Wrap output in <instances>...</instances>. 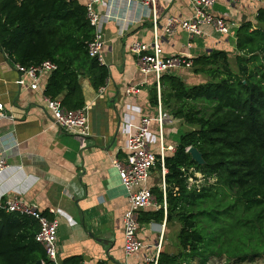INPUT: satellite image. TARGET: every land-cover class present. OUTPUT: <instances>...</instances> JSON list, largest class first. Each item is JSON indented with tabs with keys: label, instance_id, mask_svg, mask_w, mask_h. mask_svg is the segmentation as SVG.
<instances>
[{
	"label": "trees",
	"instance_id": "1",
	"mask_svg": "<svg viewBox=\"0 0 264 264\" xmlns=\"http://www.w3.org/2000/svg\"><path fill=\"white\" fill-rule=\"evenodd\" d=\"M255 22L239 26L233 57L219 49L192 59L188 71L201 82L159 79L161 109L193 128L179 135L173 154H164L166 223L178 228L166 240L172 250L160 251L156 264L264 257V7ZM92 38L79 0H0V52L22 66L55 64L43 94L70 110L84 106L82 80L96 91L108 79L106 67L88 56ZM149 103L157 105L155 88ZM190 147L203 165L191 160ZM193 172L214 182L189 183ZM151 193L161 204L159 188ZM142 215L140 224L159 222L163 211ZM37 231L33 219L0 209V264H50L34 240Z\"/></svg>",
	"mask_w": 264,
	"mask_h": 264
},
{
	"label": "crops",
	"instance_id": "2",
	"mask_svg": "<svg viewBox=\"0 0 264 264\" xmlns=\"http://www.w3.org/2000/svg\"><path fill=\"white\" fill-rule=\"evenodd\" d=\"M79 2L84 4L86 0ZM96 7L102 13H109L103 26L102 50L108 79L100 96L88 80L81 81L84 105L88 107V137L64 134L46 110L42 92L20 90L14 83L18 73L13 63L0 52V102L6 114L13 116L12 121L0 120V150L8 164L0 174V203L16 196L35 204L49 219L57 220L60 264L66 261L69 262L65 264H142L145 258L155 256L157 248L159 252L172 250L166 244L170 226L166 223V204L163 209L165 196L161 204L156 201L155 208L140 212L141 219H145L144 213L162 209L163 218L140 224L138 236L147 247L138 256L125 260L121 218L127 208V192L110 161L124 153L138 119L157 114L158 97L155 108L149 103L150 90H157L152 78L139 95H125L126 87L142 82L128 46L134 40L150 42L153 26L148 10L139 1L106 0ZM166 7L163 9L160 0H156L155 30L160 37L168 16L185 19L192 13L190 0H166ZM259 8L250 0H238L234 4L215 0L210 13L228 23L230 34L218 41L207 32L208 35L194 38L190 48H186L187 36L178 31L171 38L160 39L164 54L193 59L222 49L233 57L236 31L245 22L255 27ZM176 75L192 84L201 82L200 76L185 69ZM47 79L48 75L42 85L46 86ZM161 111L164 112L163 145L169 155L175 151L176 135L184 132L182 128L186 125L167 111ZM149 144L150 150L157 154L155 123L150 127ZM165 173L161 166L160 170L154 166L148 178L149 188L158 187L162 193ZM173 229L175 232V225Z\"/></svg>",
	"mask_w": 264,
	"mask_h": 264
},
{
	"label": "built area",
	"instance_id": "3",
	"mask_svg": "<svg viewBox=\"0 0 264 264\" xmlns=\"http://www.w3.org/2000/svg\"><path fill=\"white\" fill-rule=\"evenodd\" d=\"M106 0H86L84 3L86 20L93 29V38L87 44V53L90 58L104 66L102 50L104 46L103 26L109 18V13H102L96 4ZM140 3L141 7L148 10L153 26V37L150 42L140 40L132 41L128 46L129 53L134 57L135 66L142 76V82L125 89L126 96L139 95L141 90L149 85L148 79L152 78L158 97V110L154 117L141 116L136 127L127 139L123 154H118L111 159L110 165L116 171L119 182L127 192V208L124 211L122 222L123 254L125 260L138 256L147 246L140 240L139 217L140 212L147 208H155L156 200L148 186L150 172L156 162L160 163L162 172L164 154L168 148L163 145V117L159 101V79L163 75H176L181 69L189 70L192 67V58L186 56H165L160 39L171 38L178 31L187 36L186 48H190L194 38L212 35L219 41L230 34L228 23L210 13L215 0H190L192 13L185 19L168 16L161 30V37L156 32L155 4L156 0H130ZM234 4L238 0H228ZM259 7H264V0H250ZM163 9H166V0H160ZM150 7V8H148ZM13 68L18 73L14 82L20 90L41 91L45 108L50 113L53 123L64 133L71 136L88 137V107L70 110L61 104L58 98H50L43 94L45 89L43 79L54 72L57 67L50 61H43L38 65L22 66L14 64ZM47 81V80H46ZM6 84V82H4ZM46 85V83H45ZM105 86L96 90L97 96L102 95ZM0 120H13L12 115L6 114L4 105L0 102ZM156 124L158 131L159 151L153 153L149 147V134L152 124ZM1 141V139H0ZM188 148L186 149L187 152ZM8 168V164L0 150V174ZM189 183H192L189 180ZM164 195V188H162ZM165 202L163 201V209ZM0 209L8 214H17L33 219L38 226L34 240L38 243L50 264H60L57 257V227L56 219H49L42 214L35 204L27 203L16 196L7 198L0 203ZM159 249L153 258H145L142 264H156ZM43 264V263H41Z\"/></svg>",
	"mask_w": 264,
	"mask_h": 264
},
{
	"label": "rangeland",
	"instance_id": "4",
	"mask_svg": "<svg viewBox=\"0 0 264 264\" xmlns=\"http://www.w3.org/2000/svg\"><path fill=\"white\" fill-rule=\"evenodd\" d=\"M192 128L193 127H189L187 125L185 127H183L182 129H183L184 132L178 133L176 135V139H178L180 134L188 132V131H191ZM193 174H194V172H193ZM192 177L194 179L191 180V181L195 185L204 184L203 186H207V184H212L214 182V180H207V183H205L206 181L204 179H202L200 174H194V176H192ZM194 181H196V182H194ZM173 226L174 225L170 226V231H169L170 234H169V238H168L169 241H171V240H173L175 238V235H176V232H177V229H176L175 232H174V229L172 230ZM175 226H176V228H178L177 225H175ZM171 234H172V236H170ZM192 264H196V263H192ZM208 264H264V257L260 256V257L247 258L243 262H236L235 260L226 262L225 258L221 257V258L211 259Z\"/></svg>",
	"mask_w": 264,
	"mask_h": 264
},
{
	"label": "water",
	"instance_id": "5",
	"mask_svg": "<svg viewBox=\"0 0 264 264\" xmlns=\"http://www.w3.org/2000/svg\"><path fill=\"white\" fill-rule=\"evenodd\" d=\"M187 154L190 156L191 160L197 165H203V159L201 154L193 147L188 148ZM35 264H41L40 261L36 262Z\"/></svg>",
	"mask_w": 264,
	"mask_h": 264
}]
</instances>
